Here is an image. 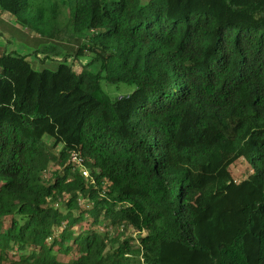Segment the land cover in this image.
<instances>
[{"label":"trees","instance_id":"obj_1","mask_svg":"<svg viewBox=\"0 0 264 264\" xmlns=\"http://www.w3.org/2000/svg\"><path fill=\"white\" fill-rule=\"evenodd\" d=\"M67 11L38 32L81 72L0 57V264H264V0Z\"/></svg>","mask_w":264,"mask_h":264},{"label":"rangeland","instance_id":"obj_2","mask_svg":"<svg viewBox=\"0 0 264 264\" xmlns=\"http://www.w3.org/2000/svg\"><path fill=\"white\" fill-rule=\"evenodd\" d=\"M143 4H147L150 0H141ZM59 2L62 16L60 20H54L52 11ZM74 0H28V7L24 8L23 18L19 19L15 15L3 13L0 15V56L1 54H19L27 57L37 72L52 71L57 72L61 63H66L74 68L76 72L82 71V64L88 61L87 58L78 61L74 58L78 47L82 41L65 46L66 44L58 43L57 40L49 37L42 38L41 33L52 22L69 24L70 18L68 8L71 9ZM43 15H42V13ZM29 20L26 24L25 20ZM38 20V23H37ZM38 29L42 32H38ZM50 47H54L51 48ZM60 48L62 51H59ZM46 50V51H44ZM54 50V51H52ZM83 62V63H82ZM2 70L0 69V76ZM102 86L106 93L114 98L120 94L131 93L135 87L125 85H111L106 81H102ZM234 178L238 181L246 178L247 173L254 171L253 160H241L232 167ZM80 228L77 227L76 233ZM136 245V244H134Z\"/></svg>","mask_w":264,"mask_h":264},{"label":"built area","instance_id":"obj_3","mask_svg":"<svg viewBox=\"0 0 264 264\" xmlns=\"http://www.w3.org/2000/svg\"><path fill=\"white\" fill-rule=\"evenodd\" d=\"M72 162L74 163V164H77V165H79L81 168H83V159H81L78 155H76V154H73V156H72ZM83 176L87 179V178H89L90 177V174H89V171L88 170H84L83 171Z\"/></svg>","mask_w":264,"mask_h":264},{"label":"crops","instance_id":"obj_4","mask_svg":"<svg viewBox=\"0 0 264 264\" xmlns=\"http://www.w3.org/2000/svg\"><path fill=\"white\" fill-rule=\"evenodd\" d=\"M0 15H1V16L3 15V13H2L1 11H0ZM0 49H1V47H0ZM1 52H2V51H1ZM1 52H0V53H1ZM1 56H2V54H1ZM1 56H0V57H1Z\"/></svg>","mask_w":264,"mask_h":264}]
</instances>
